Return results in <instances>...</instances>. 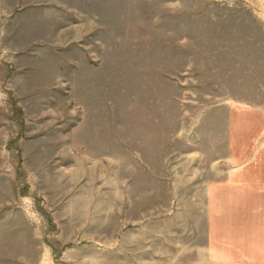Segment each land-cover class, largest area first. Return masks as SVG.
<instances>
[{
    "label": "rangeland",
    "instance_id": "obj_1",
    "mask_svg": "<svg viewBox=\"0 0 264 264\" xmlns=\"http://www.w3.org/2000/svg\"><path fill=\"white\" fill-rule=\"evenodd\" d=\"M0 264H264V0H0Z\"/></svg>",
    "mask_w": 264,
    "mask_h": 264
}]
</instances>
